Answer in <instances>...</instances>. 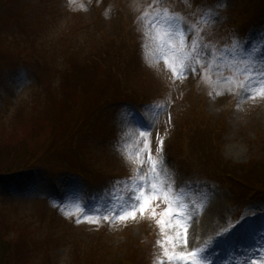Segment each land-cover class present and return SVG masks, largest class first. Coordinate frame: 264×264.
Returning <instances> with one entry per match:
<instances>
[{
  "label": "rangeland",
  "instance_id": "374dc122",
  "mask_svg": "<svg viewBox=\"0 0 264 264\" xmlns=\"http://www.w3.org/2000/svg\"><path fill=\"white\" fill-rule=\"evenodd\" d=\"M210 1L8 0L0 4L5 10L13 9L8 5H17L13 16L20 17L0 15V42L20 39L21 22L31 30L32 45L30 65L18 67L12 76L0 75V125L14 123L15 113L23 110L19 105L27 106L37 94L45 100L49 93H60L59 73L70 64L64 57L66 44L71 46L73 57L72 52L82 50L90 60L75 67L76 77L84 76L90 82L98 71H109L116 63L123 74L124 67L129 72L128 79L123 78L127 84L119 89L117 97L111 95L116 89H110L112 100L93 105L85 119L88 123L97 110L93 120L98 126L91 127L78 144L85 145L86 162L97 172L89 183L92 188L76 180L53 187L44 180L40 186L30 183L20 190L13 186L8 195L0 190L1 217L28 228L36 241L49 238L51 261L45 256L48 252L41 251L37 264H81L77 259L83 258L91 246L103 245L121 261L128 258L133 264H169L161 246L162 229L150 213L125 221L117 215L124 211L133 182L139 183L141 161L147 171L149 151L156 159L157 137L164 141L167 170L175 178L170 203L174 209L180 205L181 213L196 209L191 212L196 222L189 229V240L195 237L196 243L175 249L167 244L169 252L201 247L205 249L199 256L202 264H250L264 256V195L239 202L222 183L205 179L213 173L204 176L208 172L203 174L204 170L193 166L192 161L208 151L202 150L199 141L212 137L209 129L194 130L193 141L187 140L198 120L210 118L213 124L221 121L223 128L217 133L221 156L226 164L237 167L250 161L258 150V137L264 136V97L260 95L264 92V10L251 23L237 28L234 19L243 15L238 12H243V0ZM20 6L24 9L21 15ZM235 30L231 38L223 36ZM177 31L184 36V52H191L194 40L198 49H203L199 74L185 73L177 79L170 71L169 64L178 67L181 55L173 48L178 46ZM96 45L105 47L109 57L103 52L94 59L91 52ZM53 61L57 67L52 66ZM92 86L101 94L105 90L101 84L95 86L93 82ZM129 90L141 96L140 104L136 105V96L131 97ZM53 131L51 123L44 122L38 127V136L27 137L38 152L47 146V138H64L65 144L54 146L55 157L76 164L71 159L77 158L75 152L69 148L71 134L68 137L69 133ZM142 132L147 135L142 136ZM197 138L198 146L194 143ZM1 140L6 138L0 137V146ZM7 152L10 157L17 155L14 149L3 153ZM57 158L64 168L71 167ZM89 189L92 193L88 196L94 195V201L84 200ZM113 197H117L116 203L109 206L108 199ZM99 199L104 201L97 206ZM215 204L220 209L218 221L208 217ZM163 208L161 204L157 211ZM242 224L247 227L242 229ZM163 231L174 236L182 229L169 227ZM171 264L185 262L174 259Z\"/></svg>",
  "mask_w": 264,
  "mask_h": 264
},
{
  "label": "trees",
  "instance_id": "16d2710c",
  "mask_svg": "<svg viewBox=\"0 0 264 264\" xmlns=\"http://www.w3.org/2000/svg\"><path fill=\"white\" fill-rule=\"evenodd\" d=\"M10 1L11 0H9V2ZM3 2L7 4L8 0H3ZM3 2L0 1V4ZM210 3L214 4L212 1H210ZM242 5H244V9H242L243 12L241 13L240 10L238 12L243 15L238 14L239 16L234 19L237 28L238 26L248 25L253 21L252 19L260 15L262 9L264 10V0H243L241 6ZM8 6L13 9L5 10L0 7L2 10L0 15H7V18H9L15 14V10L18 9V6L15 4ZM4 11H6L5 14ZM22 11H24V9L20 6V15ZM14 17L16 16H13V18ZM17 18L20 17H16V19ZM18 24H20V29L23 32L20 35V39H6L0 42V75L1 73H10L12 76L18 67H27L31 64V60H29V52L32 47L30 43L31 36H29L31 30L27 25L21 22ZM236 31L237 30L234 32L229 31L228 33L226 31L223 36L231 38L234 33H237ZM69 47L71 46L66 44L63 50L64 57L66 60H70V64L67 65L64 71L59 73L61 77L59 83L62 89L60 93H58L59 91H55L53 94L49 93L48 96L50 97H45V100L41 94H37V97L27 102V106H25V104L19 105L23 110H19V113H15L13 118L14 123L0 125V127H2L0 128V137L6 138V140H3L4 142L1 140L2 145L0 146V152H2V154H0V190L2 194H10L9 190L13 186L18 190L23 189L30 183H35L40 186L41 182L44 180H49L53 187H59L67 185V183L73 179L82 182L88 188H92L89 183L94 180L97 172H95L92 166H90L92 167V169H90L89 164L86 162V155L83 150L85 145L84 147H79L78 144L84 136H87L86 134L91 127H96L97 122L94 121L93 118L95 119L97 110L91 113L92 117L88 123L85 119L90 115L91 109H94L93 105L99 102L104 104L105 101L112 100L110 98L113 97L109 96L108 92L116 89L111 95H114V98L117 97L119 89L123 90V84H127V81L123 78L128 79L127 75L129 72L124 67L123 70H125L124 72L126 73L123 74L118 67L119 63H116L109 71H98L96 76L91 78L90 82L84 76L76 77L75 67L78 69V64L90 63V60H88V58L85 59L86 54H83L82 50L72 52L75 56L73 57L71 52L69 53ZM103 52H106L104 54H107V57H109L105 47L96 45L95 49L91 52L92 57L95 59V57H97L96 54L100 55ZM53 65L57 67L58 63L53 61L52 66ZM35 67L38 71L42 70V67L39 68L38 64L35 65ZM110 75H112L111 78L109 77ZM77 80H81V82ZM93 82L95 86L96 84H101L103 88H105L102 94L101 90L95 89L92 86ZM128 87L130 86L128 85ZM128 93H130L131 97L136 96L132 90H129ZM58 97L61 101L58 100ZM75 97H78L80 100L77 102L76 99H73ZM135 100H137V103L142 102L141 96L138 95ZM64 102L66 104L65 108L63 107ZM112 102L114 103V101ZM69 105L71 106L68 108L67 106ZM80 108H83L81 112ZM82 120H85V122ZM44 122L45 124L46 122L47 124L51 123L54 127L52 134L57 132V130L69 133L68 137H70L71 134L72 142L69 148L72 153L75 152L77 158L75 159L69 155L67 156L71 157L72 161L76 164L64 158L58 159L55 157L56 152L54 148L57 147L58 144H65L62 143L64 138L54 141L53 139H55V136L50 135L51 137L46 139L47 146L44 145V147H41L39 152L37 149H34L31 145L32 140H29V137L35 138L38 136V127ZM193 126V130L190 131L187 137L189 143L195 138V133L193 132L197 130L202 129V131H204L205 129H209L212 133L211 138L207 139L203 137L200 138L199 141V146L202 150H208L207 153L200 157L197 156L195 159V155L193 154L194 157L191 155L192 159H194L192 161L194 162L193 166L200 167L202 172L204 170L205 172L203 174L208 172V174L204 176L213 173V176L210 175L211 177H205V179L222 183L228 190L230 189V191H233L235 198L239 202H245L246 200L264 195V136L258 137L256 141L258 150L251 157L250 161L234 167L232 164H226L221 156L222 150L220 149L221 146L219 147L221 144L220 137L217 136L218 131L223 128L221 121L213 124L210 118H204L193 123ZM27 134L31 136L27 137ZM65 136H67V134ZM199 136L200 134H198V138ZM198 138L194 142L197 146ZM7 149H14V154L17 152L16 157L13 155L12 157L8 156L10 155L8 152L6 156L3 152L7 151ZM56 158L72 168H64L61 164L57 163ZM65 160H67V162ZM208 168L209 171H207ZM90 190L91 189L87 191L84 200L88 197L89 193H92L89 192ZM91 198L93 199V196ZM103 201L104 200L99 199L96 204L100 206ZM16 224L9 223L8 220L0 216V264H37L36 257L40 255L41 251L48 252L45 256L48 257V261H51L52 252L51 249H49L51 246L49 238L36 241L28 228L19 227L20 224L18 223V226ZM103 228L105 231H108L107 226ZM14 229L15 231H12ZM88 250L89 251L82 256L83 258L79 256L80 258L77 259L81 261V264H129L132 261L128 258H124L122 261L121 258H115L114 255L112 256L110 254L111 250L107 245H103V247L91 246ZM136 264L138 263L136 262Z\"/></svg>",
  "mask_w": 264,
  "mask_h": 264
},
{
  "label": "snow or ice",
  "instance_id": "6c2138e0",
  "mask_svg": "<svg viewBox=\"0 0 264 264\" xmlns=\"http://www.w3.org/2000/svg\"><path fill=\"white\" fill-rule=\"evenodd\" d=\"M176 35L179 37L178 46L173 45V48L180 52L181 55L178 58V67H174L169 64V69L173 73V76L179 79L181 76H185V73L199 74L201 56L200 52L203 50L198 49L197 42H192L191 52H184L185 40L181 32L177 31ZM186 78V77H185ZM260 95L264 97V92ZM255 98L254 96L252 97ZM142 136H146L147 133H141ZM157 157L152 158L151 152L148 153V163L150 165L147 171L143 170V161H141V170L138 177L139 183L133 182V188L130 190L127 200L124 204V211L118 215L121 221L127 219L135 220L137 215L148 216L155 219L157 226L162 229V235L164 241L161 246L164 248V254L169 260V264L174 259L184 261L185 264H202L199 259L200 254L205 250L201 247H192L190 251H180L179 253L172 251L169 252L167 244H171L173 249L176 247L188 248L191 244H195L197 238L189 240V229L192 224L196 222V217L191 214L196 209L192 208L191 212H180V205L174 209L169 200V193L172 191V187L175 184V178L168 172V165L166 156L164 154V141L157 137ZM164 204V208L161 211H157L160 205ZM107 219V217H105ZM174 221V223H173ZM171 227L175 230L177 227L182 231L176 232L174 236L167 235L164 229ZM247 226L241 225L244 229ZM222 235V233H221ZM250 264H264V256L260 260L253 259Z\"/></svg>",
  "mask_w": 264,
  "mask_h": 264
},
{
  "label": "bare ground",
  "instance_id": "6f19581e",
  "mask_svg": "<svg viewBox=\"0 0 264 264\" xmlns=\"http://www.w3.org/2000/svg\"><path fill=\"white\" fill-rule=\"evenodd\" d=\"M216 206L215 207H211L210 209H209V211H208V214H209V216L208 217H210V218H212V220L214 221L215 219H217V221H218V219H219V216H220V209L218 208V205L217 204H215ZM217 221H215V222H217ZM234 232H236V231H234ZM239 243H241V241L239 242Z\"/></svg>",
  "mask_w": 264,
  "mask_h": 264
}]
</instances>
